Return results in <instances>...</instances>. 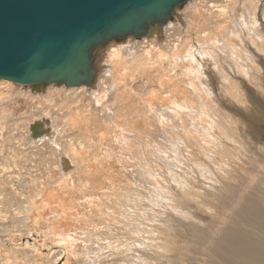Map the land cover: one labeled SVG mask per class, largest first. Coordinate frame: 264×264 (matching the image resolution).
I'll list each match as a JSON object with an SVG mask.
<instances>
[{
	"label": "bare ground",
	"instance_id": "6f19581e",
	"mask_svg": "<svg viewBox=\"0 0 264 264\" xmlns=\"http://www.w3.org/2000/svg\"><path fill=\"white\" fill-rule=\"evenodd\" d=\"M255 1L256 0H188L184 7L177 12V15L173 16L172 19L168 20L162 26V39L154 34L150 38H127L122 42L112 41L106 44L103 48L104 52L100 64V71L92 87H86L84 85L72 87H64V85H61L58 87L55 84H50L47 85L42 92L30 93L27 90L25 91V89H22L23 91L17 89V86L14 88L15 86L13 87L12 82L9 80L0 79V233L6 230L12 232L15 238L11 236L10 240L16 242H20L23 236H34L35 239H37L35 242L38 244L31 241V246H25L17 252L15 251L16 249L13 251V249H11L12 247L10 248V246L6 244L9 250L5 251L6 249H2L1 247V245L5 243L0 239V258L2 255L5 258V261L0 264H43L37 260H33V257L30 255V250L38 246H42L43 248H50V246L58 247L59 251L57 252V258H53L52 264H57V262H60V264H72V260L68 254H73L75 258L79 259L77 253L80 254L81 250V252L84 251V256L89 257V259L83 260L82 264H107L108 260H100L102 259V249L103 252L105 249L111 250L112 256L117 257L110 258V264H156L154 261L155 257L153 256L150 258L149 256L151 254L160 256L159 254L162 253H160L157 248L160 245L158 241L162 237L159 236V234L162 232V229L165 231V228H160L157 225L151 226L153 234L146 235L144 231L141 233L139 231V233L134 232L136 229L139 230L140 227L128 229L131 233L127 232V234L136 235L133 239L134 241H131V244L128 241L131 245V247L128 245L129 249L137 252L142 249L145 250L147 254H144L142 256L143 258L141 256L137 257L135 252L131 251L130 253L124 252L125 254L123 255V250L120 249L119 251L117 249L119 246L115 248L116 245H111L112 243L109 241L99 244L98 241L101 239L103 241L104 237L107 235H104V233L108 232H104V228L106 227L104 225V228L101 226L104 233L100 231V235H104L103 238L99 235L98 231V233L94 232L99 235V237L96 235L98 237V239L95 240L96 244L88 245V242L87 244L82 243V241L86 242L87 239L85 235V237H83L80 234L89 235L88 232L94 231L92 230L94 229V224L92 225L93 228L86 230V227L90 228V226H85L88 221L86 217L91 216L93 213L95 216L100 215L106 217V215H108V210L105 211L104 209V202L102 203L101 201L102 199L100 197L102 196H99V191L104 187H106V190L114 188V184H118L116 182L113 183L111 174L109 177L107 176L108 179H104V184L89 178V166L91 165L93 168H98V170L106 164L113 166L110 159H116V157H113V155L115 156L116 154L112 150V147L114 149L118 147L120 155H117H119L118 157L121 156L120 159L118 158L121 165H123L121 162L122 160L130 162L131 159L133 165L134 163L142 165L140 168H143V164L145 165L149 160V156L152 155L155 159L153 158L150 160L153 162L157 160L158 164L161 162L165 164L164 166L171 167L173 165L174 167H180V165L184 164V160L178 163V165L173 160L168 159L167 156L171 158V156L177 153V159L182 161L184 158L190 161L192 157L183 155L185 148L179 146L183 144L184 147L189 146L191 148V155L199 157V163L203 166L202 168L206 167L212 170L211 174L208 175L200 166H197V172L191 166L192 170H194L193 172L196 174V176H194L196 182L194 183L200 187V185L205 184L204 182L206 181L203 182L199 180L197 173L204 178L206 177V179H210L212 175L215 177L216 171L219 169L214 171L209 166L208 162L213 163L212 161L214 158L227 165V163L221 159L220 154L228 151L231 157L234 156L227 148L230 145L226 146V142L218 137V134L210 127L211 125L206 123L205 118H208V110L203 114L198 115V113H196L194 119L189 117L191 112L199 111L200 106L204 107L202 98L196 95L197 89L199 88L197 83L199 81L200 83L204 82L200 70V63L197 62V58L204 59L205 63H210L211 61L218 63L221 59L225 60L226 65L225 68H223L224 70H211L212 73L209 72L210 76L222 78L226 77L224 73H232V76L235 74V77L239 76L240 79L250 81L252 78L251 70L249 69V66H251L249 65L250 57H252L253 48L255 49L257 43L260 41V32L253 15L251 13H242V11L246 4L248 6V4L253 3V9L258 11L257 13L254 12L256 18L260 21V25L264 27V0L261 5H256L257 2ZM252 17L253 19H251ZM189 18L196 23L195 30H191L193 31L191 34L192 37H190V34L183 36L181 33L182 31L179 29V27L181 28L184 24V21L189 23ZM226 41L228 43H226ZM248 41H251V44H249ZM235 51L240 52V54L234 55ZM202 53H208L209 55L207 54L206 57H202L200 56ZM254 57H259V55L255 54ZM151 71H155L154 77L148 75ZM240 75L243 78H241ZM109 76L110 78H107ZM136 76L145 79V83L146 81L154 80L159 86H165L166 90L160 93L159 89V91L152 89L144 97H141L142 100L140 98H133L134 89L132 85H135ZM247 85L249 84L247 83ZM250 87L246 86L247 89L253 90V93H260L258 86L252 84ZM107 88H111L109 94L113 95L114 99L107 98L111 101L115 100L117 104L120 101L122 103L130 98L128 103L125 105L123 103V106H126L127 109L125 111L121 110L122 112L119 113L121 116H119L120 119L118 120L120 122L118 124L115 118L116 116L118 117V113H116L114 118L111 116L113 123H110L108 121L110 113L105 112V115L102 114L104 115L102 116L99 115L98 112H95L96 108L95 110L92 109L94 110L92 111L90 106L94 102L93 100L91 102L90 99L87 98L88 95L91 96L94 94L95 89L99 91L103 90L104 92ZM61 92H65L68 97L62 96ZM162 92L165 94H162ZM97 93L99 92L97 91ZM105 93L107 94L108 92ZM59 95L60 98H63L66 102H69V98L71 97L76 98L77 101H81L80 104L83 102V104H81V108L77 107L76 109L75 107V110H69L71 116H69L68 113V118H65V114H61L64 109L61 110L62 108L60 106L55 107L52 104V100H56ZM83 96H85L87 100H84ZM14 97L17 101H14ZM20 99L22 100L21 102L18 101ZM34 100L37 103L35 106L36 109L33 110V107L28 109L27 107L32 106L31 104ZM59 100H61V102L63 101L62 99ZM88 100L91 102L88 103L90 106L85 104V101ZM205 102L207 105V100ZM17 104H19V106H17ZM112 105L111 107L116 106H114V103ZM117 106L119 107L120 105ZM25 108L26 110H24ZM92 108H94V106H92ZM99 110L102 111L101 109H97V111ZM111 110H113V108ZM25 113H30V119L25 121L26 117L22 116V118L25 119L24 123H21L20 121L22 119L18 118L22 125H17L16 121L18 119L15 118ZM28 114L25 115L27 116ZM125 115L126 118H123ZM10 117H15L13 118L14 121H11ZM36 120H46L48 122L51 131L49 137L44 136V134L37 139L30 137L28 127ZM10 121L11 123L9 124ZM99 122H101V124H99ZM156 123H159V127ZM15 125H17V128ZM115 126L117 127L114 129ZM154 128V133L165 132V141L162 144L156 143V145H151V141H154V139L150 140L147 136V139L145 138V134H148ZM177 128H182L183 131L180 132ZM73 129L77 130L78 136H80V134H88L86 136L88 145L85 144L87 143L86 141L75 142L67 135L68 131ZM11 131H15L13 132L14 135L10 134ZM191 131H194L196 135H191ZM220 131L223 134L222 130ZM66 135L68 139L64 140ZM199 136L201 139H199ZM169 138L174 142L168 141ZM15 139H17V141ZM201 141H203L204 144L201 143ZM222 142L223 145L221 144ZM138 143L139 147H137ZM177 143L180 144L178 145ZM193 145L196 148H194ZM162 146H166V148ZM90 147L92 149H90ZM156 150L157 152L155 153ZM207 151L212 155H208L209 153L205 155ZM148 154L150 155L148 156ZM201 157H205V159ZM214 164L215 163H213V165ZM186 166L188 167L187 164ZM230 166L233 165L230 164ZM226 168L227 167H225V169ZM137 169H139V167H137ZM110 170L111 169L108 171ZM138 171L139 170H137V172ZM185 173L188 174L187 171H185ZM128 176L126 178H128ZM122 177L125 178V174ZM147 178L148 177H146V179ZM246 178L248 180L245 183L243 182L244 184L242 183L243 186L239 189L240 191H237L238 195L236 199H232L233 201L230 203L228 201L229 206L226 208V211L220 215L213 233L206 236L207 238L205 237L206 239L203 240L204 255L202 259H194L190 261L189 264H264V162H259V164L256 165V169L250 172ZM75 179L77 183H75ZM172 181H174L176 185L170 184L173 188L171 190L177 192L181 199L184 198L183 196H190L187 191L183 190L185 189V185L179 181L176 182V177L172 178ZM213 181L215 182L214 178ZM99 184L102 186H98ZM118 185L115 186L118 187ZM124 185L125 184H123V186ZM136 186L134 187L136 188ZM125 188L129 190L130 186ZM76 190H78L77 193L79 192L80 195L74 196L73 192H76ZM122 190L124 191L123 194H128L130 192L127 191L125 193V190ZM132 190L134 191V188ZM149 190L151 192L149 194L155 195L157 193L153 186L149 188ZM103 192L101 195H103ZM117 197L118 196L115 198ZM127 197L128 196H126V199ZM133 197H131L132 200L134 199ZM107 199H109V196ZM119 202L121 203V201ZM126 202L128 203V201ZM112 203H110V206L114 204ZM117 205L119 206V204ZM107 206L108 205H106L105 208H107ZM116 206L113 205L112 207H115L116 210ZM79 209L85 211L87 209V211L83 213L80 212ZM174 210L185 212L186 208L179 204ZM140 214L141 213L129 214L127 210L125 212L121 207L113 218L116 220L119 218L123 225L129 227L128 225L132 224L131 219L134 220ZM170 214L168 213L169 217L172 215ZM74 216H76L75 220L79 222V226L77 225L78 223L76 226L73 225V223H75ZM100 216L97 217L100 218ZM91 217H93V215ZM91 217L89 218L91 219ZM95 220L97 221L98 219ZM107 221L110 222L109 225L112 224V219ZM84 222H86L85 225L83 224ZM120 222L119 227L115 225L118 229L121 226ZM106 223L104 222L105 225ZM114 224L112 225L114 226ZM95 226L99 228V226ZM115 226L113 228L117 229ZM40 227L44 231L42 234L39 231L41 230ZM77 228H79L80 231ZM123 228L125 229V227ZM167 228H169V226H167ZM112 231L114 232V230ZM121 232L123 233V231ZM94 233H91V237ZM111 233L108 232V234L113 235ZM147 233H149L148 229ZM38 234L43 235V237L38 239ZM77 234H79L78 237L82 236L83 238L75 237ZM127 234H125L126 238L128 236ZM110 235L108 236L110 237ZM28 237L29 236H27V238ZM100 237L101 239H99ZM106 239L108 240V238ZM91 240H93V238ZM25 243L28 244L27 241ZM123 249L126 250V248ZM4 251L5 253L8 252L7 255ZM9 254L13 255V257L9 256ZM140 254H142V252ZM37 256L40 255L38 254ZM10 258L15 261L10 262ZM83 258L84 257H82V259ZM75 264H78V262L75 261Z\"/></svg>",
	"mask_w": 264,
	"mask_h": 264
},
{
	"label": "rangeland",
	"instance_id": "374dc122",
	"mask_svg": "<svg viewBox=\"0 0 264 264\" xmlns=\"http://www.w3.org/2000/svg\"><path fill=\"white\" fill-rule=\"evenodd\" d=\"M189 1H194V0H189ZM262 1L263 0H256L255 1V2H257L256 5H258V4L261 5ZM252 4L253 3L248 4V6L246 4L244 10L242 11V13H251L253 15L254 20H256V22H257V28L260 32V37H259L260 41L258 40L259 43H257V45H256L257 47L255 49L253 48V51H252L253 54H251L252 57H250L249 65H251V66H249V69L251 70V77H252L251 80L247 81V80L240 79L239 76L235 77L236 76L235 74H233V76H232L231 75L232 73L231 74L230 73H228V74L224 73L226 75V77H222V78L210 76L209 72L212 73L211 70H214V69L221 70V71L224 70L223 68H225V65H226L225 60L221 59L218 63L212 62V61L210 63H205L204 59H198L197 58V62L200 63V70L202 72L204 82L200 83V81H199L197 83L199 88L197 89L196 95L202 98L204 107L200 106L199 111L191 112L189 114V117L194 119L195 118L194 116L196 113H198V115H199V114H203L204 112H206L208 110L207 114H209V115L207 118L208 121L205 118L206 123L211 125L210 127L212 129H214V132L218 134V137L220 139H223L224 142H226V146L230 145L227 148L231 151V153L234 157H231L230 152L225 151V152H222L220 154V157L223 161H225L227 163V165L222 163V162L217 161L214 158L212 161L213 163H215L214 165H213V163L208 162L209 166L214 171H216V169H219V170L216 171L215 177H214V175H212V177L210 179H206V177L204 178L203 176H201L197 173L199 180H201L203 182L205 180L207 181V182L205 181L204 182L205 184H202L199 187L198 185H196L194 183V182H196L194 179L195 178L194 176H196V174L193 171L194 170L196 171L197 166H200L201 168L203 166L199 163V161H200L199 157H194L193 155H191L192 151H191V148L189 146L184 147L183 144L177 143L178 145L180 144L179 146H181V148H185L183 155L192 157V159L190 161L189 160L187 161L184 158L182 159V161L177 159L176 158L177 153H176V155H173V156L170 155L171 158H169L167 156L168 159L173 160L177 164L183 162V160H184V164L180 165V167H174L173 165L171 167L164 166L165 164H162L159 161L161 164L160 165L157 163V160L154 162L152 160H150V159H153L154 157H152V155L148 154V156L150 155L149 160H148L149 163L147 162L145 165L143 164V166H144L143 168H140V166H142V165H138L135 163L133 165V163H131V159H130V162L127 160L126 161L122 160L121 162L123 165H121V163L119 162V159L121 156L118 157L120 155L119 149H118V147H116L115 149L112 147V150L116 154L115 156L113 155V157L114 158L116 157V159H110L111 164H113V166L106 164L107 166L105 165L104 167H100L99 168L100 171H99L98 168H93L90 165L89 166V169H90L89 178L96 180L98 183L102 182V184H104V179L107 178V176L109 177V175L111 174V176H112L111 180L113 181V183H115V182L118 184L120 183L119 185L114 184L115 190H118V191H115L114 188H110V189L106 190L105 189L106 187H104L101 191H99L100 192L99 196H102V197H100L102 199L101 201H102V203L104 202L103 205L105 207H106V205H108L107 208L104 207L105 211L108 210L107 211L108 215H106V217H107L106 218L105 216L103 217L100 215L95 216L93 213L92 215L94 218L91 217L92 215L89 216V217H91V219L88 216L86 217L88 219V221H90V222H88L86 220L87 221L86 225H85L86 222L83 223L85 226H88V227L90 226V228L86 227V230L93 228L92 225L94 224V229H92L94 231L88 232L89 235L79 233L83 237L86 236L85 238L87 239L86 242L82 241V243L87 244V242H88L89 243L88 245L96 244L95 240L98 239V237L101 233H104L107 231L109 233H111V232H113L112 230H114V232L111 233L113 235L108 234V232L104 233V235L107 234L106 237H104L103 234H102L103 236L100 235L102 238L104 237L105 241L104 240L102 241V239L100 237L99 239H101V240H99L98 242H99V244L101 242H102L101 244H103L104 242L109 241L110 243H112L111 245H116L115 248L117 246H119V248H117V249L119 251H120V249L123 250L122 254L124 255L127 252L130 253L131 249H129V247H131V245H130L131 241H134L133 239L136 236L134 234H133L134 236L131 234H127V232L131 233V231L128 230L129 228L130 229L131 228L136 229L137 227L138 228L140 227L141 231H140V229L139 230L136 229L137 231L134 230V232L135 233H139V232L141 233L142 231H144L145 235H146V234H153L151 226L157 225L160 228H165V231H164V229H162L163 233L161 232L159 234V236H162L161 237L162 240L160 239L158 241L160 243V245H159L160 248L159 247L157 248L158 251H160V253L162 252L161 254H163V253L164 254L163 255L159 254L160 256L149 254L150 258H152L153 256L155 257L154 261L156 262V264H189V262L194 260V259H198V260L202 259V256L204 255L203 240H205L207 238L206 236H209L210 234L213 233L214 227L216 226V222L219 220L220 215L226 211V208L229 206V203L236 199V197L238 195L237 191H240L239 189H241L243 184L248 180L246 178V176L250 172H253L256 169V165H258L259 162H264V61H263V59H264V27L262 25H260V21L256 18V14L254 12L257 13L258 11L256 9H253ZM184 5L180 9H177V12L180 11L184 7ZM253 17L251 19H253ZM189 19H190L189 23H187L183 20L184 24L181 26V28L179 27V29L182 31V32L181 31L180 32L182 33L183 36H187L188 34H190V37H192L191 34L193 33V31H191V30H195L196 23H195V21L191 20V18H189ZM181 33H180V35H181ZM248 42H249V44H251V41H248ZM226 43H228V42L226 41ZM219 53H223V52H219ZM207 54L208 53H206V54L202 53L200 56L206 57ZM238 54H240V52L235 51L234 55H238ZM255 54H258L259 57H254ZM154 74H155V71H151L148 75L154 77ZM240 77L243 78L241 75H240ZM107 78H110V76ZM246 82L249 85H247ZM12 84H13V87L15 86L14 88H16V86H17V89H19V90L25 89V91L27 90L30 93H32V92L33 93H37V92L39 93L40 92V91H31V89H29L30 86H28V85H22V84H18L15 82H12ZM134 84L135 85H132L133 89H134V97L133 98H137V99H139V98L141 99V97H144L152 89L157 90V91L160 90V93H161V91L166 90L165 86H163V85L159 86V84H157L154 80H149V81H146V83H145V79L137 77V76L135 78ZM252 84L259 87L258 89H259L260 93L255 94V93H253V90L246 88V86L250 87ZM48 85H50V84H48ZM51 85H54V84H51ZM20 87H21V89H20ZM64 87H66V86H64ZM43 90H41V92ZM107 90H109V91H107ZM107 90H105L103 92V90L99 91L98 89H95L94 94H92L91 96L88 95L91 98L93 97L94 99L93 98L91 99L90 97L87 96V98H89L91 102L93 100V102H94V103H92L93 105L91 104V106H90V104H88V103H91L89 100H88L89 102L85 101V104L86 105L88 104L91 107V110L92 109L95 110V108H96L95 112H98L99 115H102L105 112L110 113L109 114L110 116L106 113L110 117V118L108 117V119H109L108 121L110 123H113V120H111V116H112V118H114L116 116V113H118V117L117 116L115 117L117 119V124H118L120 122L118 120V119H120L119 116H121V114H119V113L122 111H125L127 109L126 106H123V103H124V105L126 103H128L130 98L127 101L125 100L126 102L124 101L121 103V101H120L117 104L115 102V100L111 101L110 99H108V98H112V99H114V98H113V95L109 94L111 88H107ZM97 91L99 93H101L102 95L97 93ZM105 92H108V93L106 94ZM61 94L64 97L67 95L65 92H61ZM105 94H106V96H105ZM162 94H165V93L162 92ZM60 95L58 96V98L56 100H52L53 101L52 104L55 107L60 106L62 108V109L60 108L61 110L64 109L63 112H61V114L64 113L65 118H68L67 117L68 113L72 110H75V107H76V109H77V107L81 108V104H83V102L80 104L81 101H77L76 98H71V97L69 98L70 101L66 102V100H63V98H60ZM85 96H83L84 100L86 99ZM66 97H68V96H66ZM99 98L102 101H100ZM103 98L106 99V102H105V99H103ZM59 99H62L64 102L63 101L61 102V100H59ZM80 99H82V98H80ZM206 100H207V105L205 102ZM14 101H17L16 98ZM18 101L21 102L22 100L20 99ZM27 101H29V100H27ZM107 102L109 105L107 104ZM69 103H71V104H69ZM111 103L112 104L114 103V106L116 104L120 105V106L118 107L116 105L115 107H111V105H112ZM33 104H34V106H33ZM62 104H64V105H62ZM96 104H98L99 107ZM105 104H107L109 108ZM31 105L32 106H28L27 108L30 109V107H33L34 108L33 110H35L36 109L35 106L37 105L35 100ZM69 105H70V107H69ZM17 106H19V104H17ZM92 106H94V108H92ZM112 108H113V110H111ZM114 108L115 109L118 108V109L115 110ZM97 109H101L102 111H100V110L97 111ZM103 109H104V111H103ZM108 109H109V111H108ZM24 110H26V108ZM94 110H92V111H94ZM110 110L113 112H111ZM21 111H23V110H21ZM25 114H28V113H25ZM25 114L24 115L21 114L20 117H16V118L10 117V120L12 121L13 118H15V119L20 118L22 120L20 121L18 119L16 121L17 122L16 124L22 125L21 123H24L25 119H26L25 121L30 119L29 118L30 113L28 114L29 116L27 115L28 117ZM104 115H102V116H104ZM22 116H24L26 118L23 119ZM69 116H71L70 113H69ZM123 118H126V115L123 116ZM11 121L9 122V124L11 123ZM99 124H101V122H99ZM156 124L159 127V123H156ZM17 125H15L16 128H17ZM116 127L117 126H115L114 129ZM28 129H29V127H28ZM177 129H179V128H177ZM220 130H222L223 134L221 133ZM178 131L182 132L183 130L181 128ZM13 132H15V131H13ZM13 132L11 131L10 134L14 135ZM18 132H19V130H18ZM154 132H155V128L152 131H150L148 134H145V138L147 136V138L150 140L154 139V141H151V145H156V143L162 144L165 141V136H166L165 132H158V133H154ZM193 132L194 131H191V135H196V133L195 132L193 133ZM50 134H51V131H50ZM50 134L45 133L44 136L49 137ZM77 134L78 133H77L76 129L70 130L67 133V135L70 136L73 139V141H75V142L76 141H82V142L86 141L87 142L86 136L88 134H86V135L80 134V136H78ZM29 135H30V132H29ZM67 135L64 138V140L68 139ZM152 135L154 138L152 137ZM79 138H81L82 140ZM199 139H201V137ZM15 140L17 141V139H15ZM16 141H14V142H16ZM168 141H170L172 143L174 142L173 140H171V138H169ZM201 143L204 144L203 141H201ZM85 144L88 145V142ZM221 144L223 145V142ZM36 145H39V144H36ZM87 145H85V146H87ZM91 147H94V146H91ZM91 147H90V149H92ZM137 147H139V143H138ZM162 147L166 148V146H162ZM194 148H196V147L194 146ZM137 151H138V148H137ZM156 152H157V150L155 151V153ZM208 153L209 152L207 151L205 155H207ZM117 154H119V155H117ZM210 154L211 153H209L208 155H210ZM224 155H225V157H224ZM201 158L205 159V157H201ZM186 164L188 165V167L186 166ZM189 164H190V166H189ZM230 164L233 166H230ZM109 166H110V168H109ZM191 166L194 170H192ZM137 167H139V169H137ZM150 167L152 168V170ZM225 167H227V168L225 169ZM128 168H130V169H128ZM133 168H135V169H133ZM147 168H149V169H147ZM109 169H111V170L108 171ZM202 169L208 175H210L212 172V170L210 168L205 167ZM95 170H98V171H95ZM137 170H139V171L137 172ZM115 171H118V172H115ZM153 171H155V172H153ZM185 171H187L188 174H186ZM100 174H102L103 176ZM124 174H125V178L122 177V176H124ZM233 175H235L236 177ZM113 176H115V177H113ZM127 176H128V178H126ZM96 177L99 179H97ZM120 177H121V179H120ZM146 177H148V178L146 179ZM175 177H176V182L179 181L180 183H183L185 185L186 190L185 189H183V190L187 191L190 194V196H183L185 199L184 198L181 199V197L178 195L177 192H175L174 190H171V189H173L171 185H176V183L174 182L175 180L172 181V178H175ZM213 178L215 179V182L213 181ZM98 180H100V181H98ZM75 183H77L76 179H75ZM215 183H217V184H215ZM123 184H125L124 186L127 188L130 186L129 190L126 189L123 186ZM126 184H127V186H126ZM115 185H118L119 188L121 186V188L125 190V193L127 191L128 192L130 191L131 193L129 192L128 194L127 193L123 194L124 191L121 188H120L121 189L120 190ZM98 186H102V185L99 184ZM134 186H136V188ZM152 186L157 191V193L155 195L149 194V193H151L149 188H151ZM147 187H149V188H147ZM131 188L132 189L134 188V191ZM77 191L78 190H76V192H73L74 196H76L78 194L80 195V193L79 192L77 193ZM103 191L104 192L106 191L107 193L106 192L104 193ZM102 192H103V195H101ZM110 194H112V195H110ZM107 195L109 196V199H107L108 198ZM125 195L130 197V198L127 197V199H126ZM116 196H118L119 198L118 197L115 198ZM151 196H153V197H151ZM131 197H133L135 200L133 199L134 200L133 201ZM117 199H119V200H117ZM119 201H121L122 204ZM126 201H128V203ZM224 201L226 204L224 203ZM228 201H229V203H228ZM131 202H132V205H131ZM110 203H112L115 206L117 204H119V206L117 205L116 210H115V207H112L113 205L110 206ZM179 204L183 205L186 208L185 212L174 210L179 206ZM126 205H129V206H126ZM53 206H54V204H53ZM120 206L122 207V210H125V212L127 210L129 214L130 213L131 214L132 213H141L134 220L131 219L132 224H129L128 225L129 227L123 225V223L120 222L119 218H117V220L113 218V216H115V214L119 212V208H121ZM110 207H111V209H110ZM127 207H128V209H127ZM129 207L132 209H130ZM112 210H115L116 212L112 211ZM79 211L84 213L87 211V209H86V211L83 209H79ZM135 211H137V212H135ZM140 211H142V212H140ZM168 213L169 214L171 213L172 215L170 214L171 216L169 217ZM97 216H100V218ZM75 217L76 216H74V220H75ZM92 218H93V221L95 223L92 221ZM110 218L112 219V221H111L112 224L115 223L114 226L118 225L117 227H119V222H120V225H121L120 228L121 229L120 228L118 229L116 226L115 227L117 229H115V228H113L114 226L112 224L109 225L110 222L107 220H111ZM95 219H98L97 221H98V223L100 222L99 223L100 225L97 223V221ZM118 220H119V222H118ZM115 221H117L118 223ZM134 221H135V223H134ZM74 222H75V223H73L74 226H76L77 223H78L77 225L79 226V222H76V220ZM104 222L105 223L108 222V223H106V225H105ZM95 225L99 226V228H97ZM103 225L106 227L104 228ZM101 226H102V228H104V232H103V229L101 228ZM122 226L125 227L126 231ZM167 226H169V228H167ZM95 228H96V231H95ZM111 228H113V229L110 230ZM40 229H41V227H40ZM77 229L79 230V228H77ZM147 229H148L149 233H147ZM120 230L123 231L124 234ZM39 231L41 234L44 233L43 229H41ZM97 231L99 232V235L96 234V233H98ZM100 231H101V233H100ZM159 231H160V229H159ZM94 232H96V233H94ZM91 233H94L95 235L93 234V236L91 237V235H92ZM169 233H170V236H169ZM79 234L75 235V237H78ZM114 234H115V236H114ZM125 234L128 235V236L126 235L128 239L125 237ZM38 235H39L38 239H41L43 237V235H40V234H38ZM96 235H98V237ZM108 235H110V237ZM11 236L15 238L13 233L9 232L7 230L0 233V239L3 241V243H5L4 245H1V247H2V249H6L5 251L9 250V248L6 246V244L8 246H10V248L12 247L11 249H13V251L16 249L15 250L16 252L19 249H23L25 246L26 247L31 246L33 241L35 244H37V242H35L37 239H35L34 236L27 235V236H29L28 238H27V236H23V238L21 239L20 242L10 240ZM82 236H80L78 238H83ZM168 237H170V238H168ZM92 238H93V240H91ZM106 238H108V240ZM31 239H35V240H31ZM77 240L80 241L79 239H77ZM26 241L28 244L25 243ZM128 241L130 244L128 243ZM93 242H95V243H93ZM118 243L119 244L122 243V244L119 245ZM128 245H130V246L128 247ZM93 246H95V245H93ZM120 247H122V248H120ZM123 248H126V250H124ZM5 251H4V253H5ZM58 251H59L58 247H53V246L51 247L50 246V248L49 247L43 248L42 246L41 247L38 246V247L32 248L30 250V255L33 257V260H37L40 263L52 264L53 260H54L53 258H57V252ZM81 251H80V254L77 253V257H79V259L75 258L73 256V254H71V255L68 254L70 259L72 260V264H73V262L75 264V261H77L78 264H82L83 260L89 259L88 256H84V254H83L84 251L83 252H81ZM168 251H170V252H168ZM131 252H135L137 257H140V256L142 257L144 254H147V252L143 249L139 250L138 252L137 251H131ZM141 252H142V254H140ZM7 253L8 252H6L5 254L7 255ZM137 253H139V254H137ZM206 253H207V251H206ZM38 254L40 256H37ZM109 254H111V255H109ZM165 255H166V258H165ZM9 256L13 257V255H10V254H9ZM167 256H169V257H167ZM82 257H84V258L82 259ZM112 257L117 258L116 256H112L111 250L105 249V251L103 252V249H102V257H101L102 259H100V260L106 259V260H108V263L107 262L106 263L110 264L111 263L110 258H112ZM0 259H1L0 263L5 261V258L3 257V255ZM11 259L12 258L9 259L10 262L15 261L14 259H12V260ZM57 264H60V262H57Z\"/></svg>",
	"mask_w": 264,
	"mask_h": 264
},
{
	"label": "water",
	"instance_id": "95a60500",
	"mask_svg": "<svg viewBox=\"0 0 264 264\" xmlns=\"http://www.w3.org/2000/svg\"><path fill=\"white\" fill-rule=\"evenodd\" d=\"M188 0H0V79L41 91L94 86L106 44L162 36ZM37 139L50 127L29 125Z\"/></svg>",
	"mask_w": 264,
	"mask_h": 264
}]
</instances>
